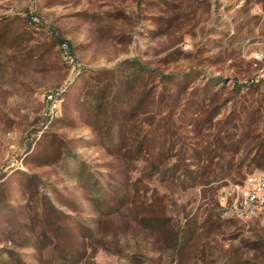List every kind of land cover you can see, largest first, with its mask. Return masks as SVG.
<instances>
[{
	"label": "rangeland",
	"instance_id": "374dc122",
	"mask_svg": "<svg viewBox=\"0 0 264 264\" xmlns=\"http://www.w3.org/2000/svg\"><path fill=\"white\" fill-rule=\"evenodd\" d=\"M263 56L264 0H0V264H264L229 184L264 173Z\"/></svg>",
	"mask_w": 264,
	"mask_h": 264
},
{
	"label": "trees",
	"instance_id": "16d2710c",
	"mask_svg": "<svg viewBox=\"0 0 264 264\" xmlns=\"http://www.w3.org/2000/svg\"><path fill=\"white\" fill-rule=\"evenodd\" d=\"M56 42H63V39L61 38H56ZM253 85V84H251ZM258 87H256L254 89V91L257 90ZM263 102H264V98L261 96L259 99L256 100V104H257V107L252 109V110H248L245 106L244 110L246 111V113L248 114L249 116V119L252 120V121H258V118L261 120V122L264 124V118L262 119V116L264 117V110L261 109L262 105H263ZM182 109H181V106L179 108V113H181ZM179 113H178V116H179ZM256 119V120H255ZM230 121L226 120L224 121L223 125L220 126L219 130L223 131V136H217L216 138V143H215V146L217 148H220L221 150H227V149H233V151H237L238 147H239V144L241 142V140H243V136H245V127L246 125L245 124H240V123H237V122H232L229 124ZM106 128V127H105ZM242 129L243 132H241L237 137L236 140H232L233 136L237 134V129ZM231 129H234L235 131H230ZM168 134V132H166ZM144 135H141V136H138V140L134 141V143H136V152H138L139 154L141 153H145L146 154V158H145V161L148 162L149 164V170L151 171H158L159 169V165L163 162L164 159H166V156L167 155H164L162 156L161 154L159 155V157H153L150 159L149 157V153L151 151V148H146V146L144 145V139H143ZM225 139L228 140L229 142H225ZM262 139V138H261ZM167 142V141H166ZM183 143V142H181ZM183 144H181L182 146ZM170 145L168 144V151L171 150V147ZM182 149V147H181ZM184 150V149H183ZM180 153V160H183L184 159V154H185V151H183ZM258 150H259V153L261 152V154L259 155V158H258V162H261L262 160H264V139L260 140L259 144H258ZM185 168V167H184ZM172 175L174 174V171L172 170ZM165 176V175H163ZM174 241L176 242V237H174ZM65 258V257H64Z\"/></svg>",
	"mask_w": 264,
	"mask_h": 264
},
{
	"label": "built area",
	"instance_id": "2783aa9c",
	"mask_svg": "<svg viewBox=\"0 0 264 264\" xmlns=\"http://www.w3.org/2000/svg\"><path fill=\"white\" fill-rule=\"evenodd\" d=\"M264 63V56H263ZM237 195V200L242 199V210L254 212L253 207L264 206V173L249 175L245 178L244 184L229 183Z\"/></svg>",
	"mask_w": 264,
	"mask_h": 264
}]
</instances>
